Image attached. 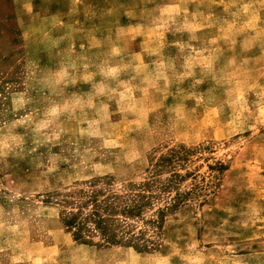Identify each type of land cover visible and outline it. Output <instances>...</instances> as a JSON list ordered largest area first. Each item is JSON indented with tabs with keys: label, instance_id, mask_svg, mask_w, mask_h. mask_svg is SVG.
Wrapping results in <instances>:
<instances>
[{
	"label": "rangeland",
	"instance_id": "374dc122",
	"mask_svg": "<svg viewBox=\"0 0 264 264\" xmlns=\"http://www.w3.org/2000/svg\"><path fill=\"white\" fill-rule=\"evenodd\" d=\"M179 144L207 198L153 246L64 227V193ZM262 218L264 0H0V264H264Z\"/></svg>",
	"mask_w": 264,
	"mask_h": 264
},
{
	"label": "trees",
	"instance_id": "16d2710c",
	"mask_svg": "<svg viewBox=\"0 0 264 264\" xmlns=\"http://www.w3.org/2000/svg\"><path fill=\"white\" fill-rule=\"evenodd\" d=\"M202 149L179 144L155 151L138 181L116 183L102 176L64 193L59 201L64 227L81 242H90L97 235L104 244L131 245L139 250L153 246L147 233L162 227L168 211L199 195L206 200L205 177L188 169L194 153Z\"/></svg>",
	"mask_w": 264,
	"mask_h": 264
},
{
	"label": "clouds",
	"instance_id": "9594fccd",
	"mask_svg": "<svg viewBox=\"0 0 264 264\" xmlns=\"http://www.w3.org/2000/svg\"><path fill=\"white\" fill-rule=\"evenodd\" d=\"M262 222H264V218H262ZM18 247V245H17ZM195 246L193 245V248ZM204 257L200 256L199 254H197L196 256L192 257V260H191V264H204ZM211 259L213 261H216L217 264H227V258H225L223 261H218L216 257H211ZM167 260V258H166ZM13 264H16L15 260L13 262Z\"/></svg>",
	"mask_w": 264,
	"mask_h": 264
}]
</instances>
